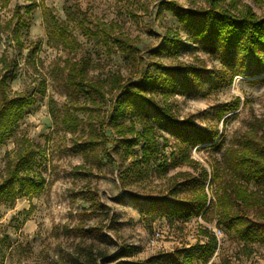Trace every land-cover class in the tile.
Returning <instances> with one entry per match:
<instances>
[{
    "label": "rangeland",
    "instance_id": "obj_1",
    "mask_svg": "<svg viewBox=\"0 0 264 264\" xmlns=\"http://www.w3.org/2000/svg\"><path fill=\"white\" fill-rule=\"evenodd\" d=\"M213 1L0 0V107L3 88L10 98L32 101L21 118L0 133V185L21 165L20 179L13 183L19 195L0 202V264L159 262L177 249L205 244V230L218 239V249L206 264H264V245L244 248L218 225V211L213 208L205 217L171 222L166 217L144 219L139 207L145 198L191 197L183 187L185 175L198 179L203 169L209 175L205 190L215 202L214 196L229 180L226 151L236 147L244 134H264V74L238 76L230 82L220 61L199 50L174 57L151 55L166 35L186 40L167 2L196 11L209 9ZM215 8L235 15L250 9L264 17V0H223ZM118 36L132 44L134 54L117 49L112 39ZM81 60L90 63L91 80L119 75L136 82L154 63L210 71L211 78L199 93L177 94L168 102L179 121L191 119L202 131L216 135L214 145L191 148L157 129L161 156L141 177L130 176L138 157H124L121 150H112L113 143L84 153L77 144L89 138L88 112L74 107L92 105L75 97L67 85L69 68ZM111 97L102 106L106 113ZM70 120L79 123L76 131L68 127ZM106 132L116 139L110 127ZM183 152L196 162L194 166L183 161L173 166ZM164 159L168 163L161 173L156 168ZM90 194L103 207L97 213ZM259 195L264 199V189ZM230 208L239 209L233 201ZM245 212L253 222L263 221L259 208ZM99 232L101 236L95 235ZM126 246L139 251L119 258Z\"/></svg>",
    "mask_w": 264,
    "mask_h": 264
},
{
    "label": "trees",
    "instance_id": "obj_2",
    "mask_svg": "<svg viewBox=\"0 0 264 264\" xmlns=\"http://www.w3.org/2000/svg\"><path fill=\"white\" fill-rule=\"evenodd\" d=\"M222 1L214 0V5L209 9L196 11L183 8L175 2H167L166 5L181 25L186 40L182 41L177 34L166 35L151 51V55L174 57L186 51L199 50L220 61L226 70L225 74L230 73V82L238 76L254 78L264 74V17H258L250 9L242 15L220 11L215 5ZM112 43L119 51L134 54L135 48L127 39L114 37ZM89 66L87 60L72 64L67 78L72 94L88 99L92 105L90 108L74 107L77 112H88L89 138L86 142L77 144L84 153L95 150L102 144L113 143L112 150H121L124 157L128 158L133 154L138 157L131 164L133 169L131 168L130 176L141 177L143 174L147 175L152 162L161 156L156 138L157 129H163L191 148L214 145L216 135L202 131L191 119L179 121L168 102L169 98L177 94L199 93L202 83L211 78L210 71L193 65L166 67L154 63L138 81L133 82L126 81L119 75L105 80H91ZM7 79L4 77L2 83H6ZM225 79L226 76H223L222 81ZM108 95H112L111 109L106 113L102 106L108 101ZM157 98L162 100L158 101ZM2 101L0 133L10 123L19 120L24 108L32 102L31 98L24 96L10 98L5 88ZM78 124L76 120H70L68 127L76 131ZM109 127L117 136L114 140L107 136L106 130ZM108 156L112 160L110 152ZM178 161L190 166L196 164L184 152L180 153L178 159L174 158L173 166ZM167 163V159H164L156 170L164 172ZM20 168L21 165H17L12 177L0 185V202L12 201L19 195L14 190L13 183L20 179ZM225 171L229 180L220 188L219 194L214 196L215 202L205 190L209 175L203 169L198 179L185 175L183 187L191 192V197L181 201L168 197L145 198V203L139 205L144 219L152 218L154 221L156 217H166L171 222L176 219L188 220L198 215L205 217L213 208L218 211V225L229 235L239 239L244 248L255 244L264 245V216L263 221L253 222L245 212L256 207L264 212V199L259 195L264 189V134L250 132L238 138L237 146L226 151ZM250 185H254L256 190L251 191ZM89 197L91 207L97 213L103 207L97 202L95 195L90 194ZM232 201L237 204L238 210L230 208ZM91 232L96 231L87 233ZM203 233L207 238L205 244L197 243L190 248L177 249L171 254L162 255L159 262L155 259L120 264H206L218 249V239L208 230ZM95 235L101 236L102 233ZM138 251V248L126 246L118 257L129 258Z\"/></svg>",
    "mask_w": 264,
    "mask_h": 264
}]
</instances>
